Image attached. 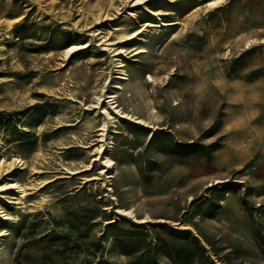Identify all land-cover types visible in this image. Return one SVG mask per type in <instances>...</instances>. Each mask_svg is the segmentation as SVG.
<instances>
[{
  "label": "rangeland",
  "instance_id": "1",
  "mask_svg": "<svg viewBox=\"0 0 264 264\" xmlns=\"http://www.w3.org/2000/svg\"><path fill=\"white\" fill-rule=\"evenodd\" d=\"M135 1L0 0V264H264V0Z\"/></svg>",
  "mask_w": 264,
  "mask_h": 264
},
{
  "label": "bare ground",
  "instance_id": "2",
  "mask_svg": "<svg viewBox=\"0 0 264 264\" xmlns=\"http://www.w3.org/2000/svg\"><path fill=\"white\" fill-rule=\"evenodd\" d=\"M144 1H146V0H136L134 2V5H140ZM218 4H220V3H216V0H212V1L208 2L207 5L212 7V6H217ZM148 12L151 15H157L158 14L157 12L150 11V10H148ZM101 17H97L94 21L96 23L99 22L101 20ZM149 26H152V24L146 22L143 26V28H144L143 30H145ZM160 26H163V23H160ZM143 30H140L139 32H141ZM98 33H100V32H98ZM137 33L138 32H136V34ZM131 37H133V35H131L127 40H129ZM85 46H87V45L81 46V48H83ZM81 48L76 47V46H71L65 50L64 56H67V55L71 56L78 49H81ZM103 50H105V49H103ZM112 52H114V54H113L114 56H121L122 54L125 53L123 48L114 49V50H112ZM142 52H144L143 49H138L135 51V53H142ZM123 67H124L123 62L120 59H117L116 63H115V67H114L115 71H116L115 77L112 78L114 84L111 87H108L109 81L104 82L102 84V86L100 87L101 89H100L99 96H97L95 98L94 104L92 105L93 110H96V109L98 110L97 117L100 116L99 119L101 121L100 128L97 130V131H99V134L97 136L99 138L98 143L101 142V144L96 149V154L98 155V159L95 158L94 161H97V160L99 161V157H101V155H103V152L106 149L109 150L110 148H112V147H110V145H112L113 141H111V137L108 136V133H111V132H109V130L116 129L115 125L117 122H119V119L128 120L129 122H132V123L134 122V123H137V124L142 125L143 127H147V128L152 127V125L150 123H148L147 121L142 120L136 116L129 115L126 112H123L121 109L118 108V104H116V98L118 97L119 92H123V90H124L122 88V86H126L127 82H128V78L126 77L127 75L125 74V71L120 70ZM145 81L147 83L148 82L151 83L153 81V79L150 75H148ZM88 106H90V105H88ZM90 124H92V123H90ZM66 127H68V126H66ZM88 127H90V126H88ZM65 128L61 127L60 130H65ZM99 165L102 167L100 175L101 174L104 175L107 171H109V173H110L108 176H106V179H108V181H106V182H109L110 180L115 178V172L117 171V168H115V163L111 159H109L108 156H104V159L101 160ZM69 173H74V172L69 171ZM5 189H18L19 190V186L16 184L3 185L2 187H0V192L5 190ZM108 191L111 192V191H113V189L108 188ZM118 211L122 215L127 216V218H134L133 209H130V210L119 209Z\"/></svg>",
  "mask_w": 264,
  "mask_h": 264
},
{
  "label": "snow or ice",
  "instance_id": "3",
  "mask_svg": "<svg viewBox=\"0 0 264 264\" xmlns=\"http://www.w3.org/2000/svg\"><path fill=\"white\" fill-rule=\"evenodd\" d=\"M223 0H216V3H222Z\"/></svg>",
  "mask_w": 264,
  "mask_h": 264
}]
</instances>
